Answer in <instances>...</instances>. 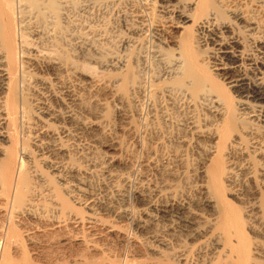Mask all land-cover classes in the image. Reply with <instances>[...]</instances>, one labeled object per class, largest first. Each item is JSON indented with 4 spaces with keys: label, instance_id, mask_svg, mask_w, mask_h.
Returning a JSON list of instances; mask_svg holds the SVG:
<instances>
[{
    "label": "bare ground",
    "instance_id": "obj_1",
    "mask_svg": "<svg viewBox=\"0 0 264 264\" xmlns=\"http://www.w3.org/2000/svg\"><path fill=\"white\" fill-rule=\"evenodd\" d=\"M126 2L0 0V261L20 243L14 221L30 219L37 226L28 236L65 227V241L86 250L102 247L99 240H118L139 252L157 254L156 260L132 257L121 264H187L192 251L201 250L203 234L216 238V252L247 264L252 249L237 209L224 197V183L233 171L223 156L246 142L257 159L248 155L244 180H257V166L264 180V138L250 133L233 139L243 115L252 116L247 124L256 123L253 133L264 128V0H194L199 6L195 34L182 39L170 58L158 44L151 49L164 63L161 77L129 72L128 55L122 59L109 46L108 66L121 70L120 75L128 73L126 78L92 75L90 52L98 58V50L105 49L107 10ZM160 7L162 17L171 19L176 7L170 0H161ZM83 13L96 20L82 19ZM147 15L139 23L148 21ZM123 22L129 33L115 30L114 36H125V51L136 41L128 39L133 24ZM62 44L69 48V59L60 53ZM205 51L209 56H203ZM208 63L214 76L247 98L237 102V109L229 95L204 83ZM76 74L86 79L77 81L72 77ZM122 86L125 90L119 89ZM111 96L131 104L146 132L152 128L156 133L150 145L158 149L148 151L139 175L125 170L130 151L117 143L101 141L103 149H90L101 125L86 112L102 116L96 105L108 104ZM248 99L259 103L243 113L252 106ZM236 110L241 111L239 117ZM170 129H175L171 139L165 134ZM191 147L208 153L199 185L181 169ZM155 171H169L172 178L154 181ZM177 177L185 181L182 188ZM188 185L203 190V196L185 194ZM208 207L210 216L203 212ZM256 207L264 226V199ZM180 237L192 242L182 244ZM252 248L264 252L259 242ZM109 260L104 264H114ZM258 261L254 264H264V258Z\"/></svg>",
    "mask_w": 264,
    "mask_h": 264
},
{
    "label": "rangeland",
    "instance_id": "obj_2",
    "mask_svg": "<svg viewBox=\"0 0 264 264\" xmlns=\"http://www.w3.org/2000/svg\"><path fill=\"white\" fill-rule=\"evenodd\" d=\"M193 2L194 0H170V3L176 7V9H174V14H171L173 12H169L172 17L171 19L162 17L164 13L160 11L163 9L160 7L161 0H127V2L121 5L119 8H116L112 11L107 10L108 16H106V21H109V23L103 29L107 37H104V40L102 41L106 42V44H104L105 49L101 48L98 50V52L103 55L101 57L99 54L100 56L98 55V58L95 57V52H90V54H93V59L91 61L92 63L90 64L91 68L89 69L90 74L94 75L104 73V75L109 78H126L128 73L125 75H120L122 73L121 70L117 71L114 67L108 66V61L111 60V55L106 56V53H109L107 52L106 47L109 46L112 50L116 51L117 54H120L122 59H127L126 55H128V63L130 66L129 72H137L140 74V76L147 75L146 77H151V74H154L152 77H161V75L166 72V69H164L163 66L164 63L159 62L157 58L154 57L151 49L154 44H158L162 48H165L167 56L170 58L172 54L176 52V45H178L182 39L191 37L193 34H195V20L199 14V6L192 4ZM141 11H143V13H141ZM145 12H147L149 20L141 24L139 21L142 19L143 15H145ZM179 13H181V17L178 18L176 16ZM95 18L96 16L94 19L90 18L86 13H83L82 16V19L86 20H96ZM176 18L178 19L176 20ZM188 18L191 20H188ZM123 20H128L133 24L134 28L130 31V35L132 36L128 39L136 41L133 47L125 51L124 49L122 50V46L125 44V41H123L125 36H114L117 33L115 30H117L118 33L122 31L120 33L121 35L129 33V28L128 30L126 29V25L124 24ZM60 51L64 59H69V57H71L69 48L66 44H62V49ZM205 55L209 56L208 51L203 52V56ZM207 65L209 66V68H207L208 70H203L205 73L203 80L204 83L206 82V85L213 86L215 91L218 93L221 92L223 95H229L230 100H232L233 107L237 109V102L247 100V98L244 96L242 97V95L236 92L233 93L235 88L228 87L229 85H225L224 82L220 80V78L213 75L214 70H211L210 68L211 63H208ZM104 69L108 71H104ZM209 70L211 71L209 72ZM72 77L76 78L77 81L86 79L85 76H80L78 74ZM115 83L116 82L113 84ZM119 89L125 90V87L122 86ZM240 97L242 100L239 99ZM112 98L113 99H109V103L106 105H96V108L99 110L98 112H100L102 116L97 117V114L95 113L86 112L87 116H90L91 118H98L101 125L95 133L96 139L95 141H92L93 147L90 149H103L101 141L117 143L119 149H127L130 151V156L127 158L128 161L125 170L130 171L133 175H139V173L144 169L142 166V160L154 148L158 149L157 147L151 149L154 145H150L151 135L154 136L156 133L152 128H148L149 131L146 132L147 130L142 125H140L139 116L137 115L135 109L131 107V104H123V102H121L119 99H116L115 97ZM245 102L252 106H249L247 110L242 111L243 113L250 111L252 109L251 107H254L253 103H259V101L256 102L252 99H248V101ZM246 106L248 105H245V107ZM206 113L211 114L209 111H206ZM249 113L251 114V112ZM240 115L241 111L236 110V116L239 117ZM249 116L250 115H243V119H238L236 127L237 129L234 133L235 135L233 139L242 137L245 134L250 135V133H252L253 136L264 138V128L259 127V130L253 133L254 131L251 129V126L252 128L256 127V123L254 124L253 122L247 124L249 118L252 119V116ZM259 123L261 122H258V124ZM262 127H264V125H262ZM165 134L171 139V137L175 134V129H170L169 133ZM28 145L31 150L34 149V145L31 143V141H29ZM190 149L194 150L189 152L185 167H182L181 169L183 172L184 170L186 171V175L191 181L198 180L199 185L201 181L200 170L202 169L208 153L195 147H191ZM251 149L252 148L250 145H248L246 142H242L238 149L230 150L223 156L224 165L232 168L233 171L231 180L224 183V197L229 200L230 203L237 209L243 232L245 233L246 240L252 249H250L251 251L247 264L259 263L258 260L264 258V252H256L252 248L254 243L259 242L264 249V226L260 223L256 214V204L258 200L264 199V180H261V171L258 173L259 169H256L259 168L258 166L253 167L256 171L255 174L257 173L254 178L257 180H244V173L246 172L244 169V163L248 159V155L251 157L253 156ZM33 154L35 156L37 155L34 151ZM252 158L257 159V156L254 155ZM40 167L47 173L46 175H51L49 170L45 169L43 165L40 164ZM167 172L169 173L168 175L163 172L160 175L155 171L154 181H160L161 176L163 179L171 180L172 176L169 171ZM51 179L54 180V182L58 181V179L55 177H52ZM175 180H181L179 183L180 187L184 186L185 181L182 178L177 177ZM184 192L185 194H189L191 197L203 196V190H201V193H199V191L195 190L194 187H190L189 185L185 188ZM78 208H80L81 211H84L82 207ZM203 212L206 216H210L212 214V209L208 207L204 209ZM15 222V225H17L16 229L17 231L19 229L18 232H20V234L18 233V238L20 237L18 240L20 243L18 242V246L16 245L14 248L10 249L9 254V251L7 252L9 258L0 261V264H75L76 262V264H104L105 260H107V257L108 259H111L109 260L111 263L114 260V264H121L125 261V259L132 257L135 259H148V261L154 259L156 260L157 258V254L154 251H147L148 253L146 251L139 252L133 247L132 249L129 245L118 240H99L100 246L103 245L105 248L102 246L97 250H86L83 246L78 244L71 245L65 241L68 236L66 235L68 234L67 231L69 232V230H66L67 228L65 229V227L63 228L65 230L46 229L40 232L35 231L31 236H28L27 234H29L28 232L31 231V229H36L37 225L35 224L37 222H31L30 219L23 221L21 220L20 222L14 221V223ZM27 229L28 231L26 232ZM177 240H179L182 244H190L192 242V239H187L186 241L181 237ZM199 240L202 242V248L199 251H192L193 254H190L191 258H189L187 264H212L214 262L217 264H240L237 258L233 256L225 257L221 255L222 252H216V250L220 249V245L215 243L216 238L214 236H210V234H203L199 237ZM176 263L177 261H175V264Z\"/></svg>",
    "mask_w": 264,
    "mask_h": 264
}]
</instances>
